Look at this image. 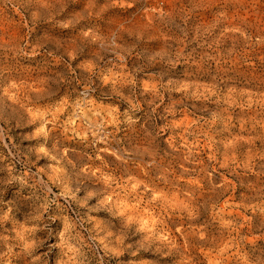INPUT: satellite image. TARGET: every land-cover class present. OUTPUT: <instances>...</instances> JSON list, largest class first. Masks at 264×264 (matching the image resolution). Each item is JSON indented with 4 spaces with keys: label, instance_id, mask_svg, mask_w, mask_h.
Returning a JSON list of instances; mask_svg holds the SVG:
<instances>
[{
    "label": "rangeland",
    "instance_id": "374dc122",
    "mask_svg": "<svg viewBox=\"0 0 264 264\" xmlns=\"http://www.w3.org/2000/svg\"><path fill=\"white\" fill-rule=\"evenodd\" d=\"M0 27V264H264V0H0Z\"/></svg>",
    "mask_w": 264,
    "mask_h": 264
},
{
    "label": "bare ground",
    "instance_id": "6f19581e",
    "mask_svg": "<svg viewBox=\"0 0 264 264\" xmlns=\"http://www.w3.org/2000/svg\"><path fill=\"white\" fill-rule=\"evenodd\" d=\"M1 21H3V20H1ZM3 22H4V21H3ZM2 25H3V24H2ZM5 28H6V27H5ZM0 31L5 32L6 30L0 27Z\"/></svg>",
    "mask_w": 264,
    "mask_h": 264
}]
</instances>
